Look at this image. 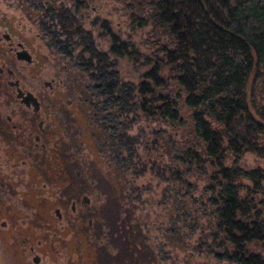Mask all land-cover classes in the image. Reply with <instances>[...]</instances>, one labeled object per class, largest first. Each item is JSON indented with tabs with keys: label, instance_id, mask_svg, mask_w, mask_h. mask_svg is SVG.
Listing matches in <instances>:
<instances>
[{
	"label": "flooded vegetation",
	"instance_id": "flooded-vegetation-1",
	"mask_svg": "<svg viewBox=\"0 0 264 264\" xmlns=\"http://www.w3.org/2000/svg\"><path fill=\"white\" fill-rule=\"evenodd\" d=\"M38 2L32 0L31 7L36 9ZM3 6L9 8L5 2ZM2 7L0 264H133L139 262L138 256L144 257L142 263L157 256L159 264H200L201 259L217 264L212 248L201 249L204 234L192 236L201 229L192 224L195 216L183 209L182 223L180 215L174 221L180 226H165L171 221V199L177 201L178 211L183 208V201L172 197L173 191L171 196L163 195V215L149 225H138L133 217L137 206L130 204L133 141H125L115 125L106 123L116 121L114 110L108 113L107 101L93 97L94 85L84 81L86 67L72 56L70 37L60 34L52 17H47L54 5L48 3L46 11L41 6L40 18L37 12L7 17ZM121 147L128 148L127 158ZM103 164L109 166L106 173ZM146 164L159 171L146 159L143 166L140 163L141 172L148 168ZM128 167L127 177L120 180L119 169L127 171ZM167 169L161 170L166 183L174 181L165 177ZM124 190L129 202L122 204ZM188 221L191 224L186 226ZM185 228L188 251L184 241L175 246L158 240L160 245L153 248L151 242L137 241L136 235L181 233ZM210 236L220 241L215 225ZM219 246L223 253L218 256L231 264L224 255L227 248L221 241Z\"/></svg>",
	"mask_w": 264,
	"mask_h": 264
},
{
	"label": "trees",
	"instance_id": "trees-1",
	"mask_svg": "<svg viewBox=\"0 0 264 264\" xmlns=\"http://www.w3.org/2000/svg\"><path fill=\"white\" fill-rule=\"evenodd\" d=\"M121 1L147 8L146 15H133L131 20L137 28L150 27L145 42L151 53L143 57L131 43L117 44L115 40L110 49L112 55L126 54L133 62L141 60L142 67L151 66L138 89L139 109L150 118L160 117L171 124L180 120L176 103L154 90L164 85L160 73L166 64L183 92V105L190 111L192 139L216 168L210 178L215 183L211 204L216 240L227 248L224 255L231 264H264V257L247 249L251 243L264 241V213L256 209L252 198L242 197L240 186L245 180L252 185L253 192H259L264 185V0ZM61 27L71 37L78 28ZM100 82L103 100L110 102L107 106L114 107V112L121 111L125 97L117 96L106 78ZM198 153L188 148L182 161L196 165L200 160ZM245 153L263 160V168L242 169L238 162ZM122 173H118L120 180ZM124 192L121 191L123 198ZM257 205L263 207L264 202ZM170 208L173 214L165 226H180L181 223H174L180 215L177 202L171 200ZM136 221L143 225V221ZM125 222L128 223L127 217ZM148 222L146 219L144 225ZM136 236L141 244L152 240L150 233ZM154 236L175 246L184 241L188 251L186 228L185 232ZM151 243L153 248L155 243ZM156 257L142 263L144 257L138 256L139 262L133 264H159ZM185 261L188 263L186 256ZM199 263L205 262L201 259Z\"/></svg>",
	"mask_w": 264,
	"mask_h": 264
},
{
	"label": "rangeland",
	"instance_id": "rangeland-1",
	"mask_svg": "<svg viewBox=\"0 0 264 264\" xmlns=\"http://www.w3.org/2000/svg\"><path fill=\"white\" fill-rule=\"evenodd\" d=\"M4 2L9 4V8L3 6ZM50 2L54 5V12L47 17H52V24L56 26L54 27L60 34L67 35L61 25H71L72 29L75 26L80 28V31L77 28L74 36L68 35L70 37L69 44L72 56L76 58L78 64H84L86 67V71H83L84 81L87 82L88 86L94 85L93 97L103 100L101 91L104 89L102 90L100 87L102 85L100 80H105V78L110 81L109 84L113 87L112 89H116L117 96L121 99L123 96L125 97L122 110L114 112L116 121L112 123L106 121V123L110 126L115 125L118 133L125 137V141H133L131 143L133 149V194H130L133 199L130 204L137 206L133 212V217L143 221V225L146 219L149 222H155L157 216H161L162 210L165 209L164 204H162L164 202L163 197L171 196L173 191L172 197L180 198L179 200L183 201V203L181 202L183 208L179 212L180 222L182 223L183 209L185 212L187 211L188 216H195L197 218L196 223L192 221V224L198 225L201 229L192 233L193 238H198L200 234H204L205 243L202 244L201 249L212 248L214 254H217V260L219 259L217 264H226L223 260L224 257L218 256L223 253L222 247L219 246L220 241H212L210 236L214 230L211 201L213 198L212 190L215 187L214 181L210 178L216 173V168L208 158L200 153L199 145L192 139L190 111L183 105L184 95L171 78L173 75L171 69L166 64L162 67L160 76L164 79V85L162 88L154 90L160 97L176 103L180 120L173 124L160 117L150 118L139 109L138 89L140 84L144 82V75L151 70V66L142 67L140 65L141 60L133 62L126 54L112 55L110 52L113 40H115L117 44L131 43L143 57L151 53L145 42L149 39L150 27L137 28L131 20L133 15L136 17L146 15L147 8L121 0H39L36 9L31 7L32 0H17V2L16 0H0V5L3 6L1 10L5 11L7 17H19L20 14L32 16V12H37L40 18L41 6H45L43 10L46 11ZM20 4L23 6L22 10ZM140 7L143 8L142 12L139 11ZM96 78H100V80ZM96 89H99L100 94H96ZM107 103L110 105V102ZM108 109H111L108 110L110 114L113 113L112 109L115 110L112 106ZM103 114L105 116L107 113L103 112ZM251 114L253 115V112ZM112 116L110 115V118ZM125 143L129 145V142ZM186 147L199 152L200 160L196 165L185 164V161H182L183 152L188 149ZM121 148L124 150L123 147ZM123 150L122 154L127 158L129 150L128 148ZM146 159L158 166L159 171L156 172L155 168L146 164L148 168L145 172H141L140 163L143 166ZM103 165L105 166L104 173L108 172L107 167L109 166ZM238 165L245 170L261 169L263 168V160L253 154L245 153ZM165 167L169 169L165 177L173 178L174 181L163 182L161 170ZM130 170L129 167L127 171L119 169L118 173L127 177ZM175 174H178L179 179H176ZM240 186L243 187L242 197L246 195L248 198H252L256 209L260 208L264 213V205L263 207L257 205L259 201L264 202V185L261 186L262 190L259 192H253L252 185L245 180L240 182ZM136 187H139L140 191L135 189ZM166 188H168L167 191H165ZM245 189L248 190V194H246ZM122 201V204L129 202L125 197ZM170 206L171 204H168L169 218L173 214ZM121 216H124L123 213ZM152 233L150 232L151 242H154L156 246L160 245ZM191 241L195 242L193 239ZM203 245L210 247H203ZM247 249L251 253L264 257V241L251 243ZM170 251L177 253L171 249ZM194 254L196 255L195 252ZM205 261L210 264L209 260Z\"/></svg>",
	"mask_w": 264,
	"mask_h": 264
}]
</instances>
